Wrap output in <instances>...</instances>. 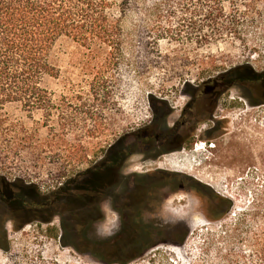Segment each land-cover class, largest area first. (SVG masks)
Here are the masks:
<instances>
[{
  "label": "rangeland",
  "instance_id": "obj_1",
  "mask_svg": "<svg viewBox=\"0 0 264 264\" xmlns=\"http://www.w3.org/2000/svg\"><path fill=\"white\" fill-rule=\"evenodd\" d=\"M148 1L150 5L159 0ZM183 19L180 14L127 12L122 16L117 60L110 58L106 46L83 47L59 39L51 53L58 78L44 79L55 108L50 120L45 123L40 112L29 117L18 104L0 109V181L30 186L43 197H51L61 184L103 158L120 138L146 131L171 136L175 125L192 119L189 112L212 104L209 97L218 94L215 117L198 124L191 152L184 149L154 162H145L144 156L137 154L124 171L137 174L160 167L183 172L192 180L188 184L197 192L170 197L155 209L156 215H144L141 224L150 226L151 231L139 236L143 245L159 243L146 248L144 257L160 254L188 264L204 240L221 233L251 207L257 188L264 184V104L255 103L264 98V87L254 89L250 81L254 74L264 73V29L249 31L243 43L200 46L189 40L185 27L177 25ZM237 68L242 82L229 84L228 78L221 77ZM208 80L212 82L207 87L195 91ZM198 186L228 202L227 210L205 218L202 212L209 211V203ZM195 192L201 197L199 205ZM4 207L0 204L4 225L0 234H5L8 247L0 250V264H103L93 254H104L108 247L97 244L111 241L120 228L118 221L112 234H97L96 228L106 217L110 219L113 211L106 202L97 206L90 213L94 224L83 232L76 225L77 232L69 233L65 240L92 252L82 254L60 244L63 229L73 223L63 211L64 201L53 205L49 223L34 218L26 224L12 220ZM183 237L180 247L173 245Z\"/></svg>",
  "mask_w": 264,
  "mask_h": 264
},
{
  "label": "trees",
  "instance_id": "obj_2",
  "mask_svg": "<svg viewBox=\"0 0 264 264\" xmlns=\"http://www.w3.org/2000/svg\"><path fill=\"white\" fill-rule=\"evenodd\" d=\"M148 2L119 0L116 4L114 0H0V109L18 104L29 117L42 113L47 123L51 110L55 108L51 93L44 87V79H57L59 75V70L51 62L55 43L67 38L83 47L103 45L110 49V58L117 60L123 38L122 16L132 10L149 16H184L177 25L185 27L190 35L189 40H195L200 46L243 43L246 33L264 29V0H159L150 5ZM240 71L237 68L221 77L228 78L229 84L242 82ZM250 81L254 89H262L264 73L254 74ZM210 82H202L195 91L200 92ZM255 103L264 104V98L259 97ZM137 136L140 134L122 139L126 141ZM112 152L117 157L128 156L127 151ZM92 177L90 168L61 184L51 197H43L30 186L15 184V188L0 181V204H4L11 219L24 224L32 218L49 223L53 205L64 201L63 211L73 223L63 229L60 244L74 247L78 253L92 254L65 241L69 233L77 232L76 225H80V232H83L94 224L90 215L96 211V206L90 201L94 186L105 184V175L102 177L104 180ZM44 216L43 220L41 217ZM3 226L0 222V230ZM120 228L135 237H119L97 244L108 247L104 254H93L101 263L182 264L166 255L143 256L146 248L159 244L143 245L145 241L139 236L150 234V226L121 224ZM186 232L184 229L182 236ZM183 239L173 245L180 247ZM7 247L5 234L2 233L0 250L5 251ZM200 248V252L192 256L188 264H264V184L257 188L251 207L240 212L235 222L221 233L204 240Z\"/></svg>",
  "mask_w": 264,
  "mask_h": 264
},
{
  "label": "flooded vegetation",
  "instance_id": "obj_3",
  "mask_svg": "<svg viewBox=\"0 0 264 264\" xmlns=\"http://www.w3.org/2000/svg\"><path fill=\"white\" fill-rule=\"evenodd\" d=\"M217 95L212 94L209 97L212 104L201 106V109L197 112H189L188 116L192 119L184 121L181 124L179 123L180 125H175L169 132L171 136L159 134L151 136L152 133L146 131L140 136L129 139L133 141L131 144H124L125 140L120 138L119 140L124 141L110 146L105 151L104 157L95 161L91 166L92 175L95 179L104 180L102 177L105 175V184L94 186V195L91 197L90 203L96 207L104 202L108 203L112 210L119 215L120 225L123 222L140 224L144 215H156L155 209H159L168 198L175 197L180 193L190 194L192 191L197 192V190H193L189 185L192 180L188 177L186 178V176L184 177L183 175L185 174L183 172H179L181 174H178L177 172L158 167L156 169L140 171L137 174L130 172L125 174V166L129 159L137 154L144 156L145 162H148V160L154 162L160 158H164V156H174L184 149L191 152L194 139H197L194 132L198 124L201 121L211 122L210 118L215 117ZM186 112L184 110L183 113L186 114ZM209 149L211 150L212 148L209 147ZM117 150L127 151L128 156L125 158L117 157L112 152ZM151 154L155 155L148 157ZM13 186L15 187V185ZM198 188L201 190L203 200L209 203V211L203 210L204 212H202L205 218L216 217L227 210L228 205H226L225 201L206 191L203 192L201 186H198ZM196 192L195 199L199 205L201 204V197ZM2 205L4 206V204ZM95 217H97V214ZM119 237L134 238L135 236L128 235L119 228L111 239Z\"/></svg>",
  "mask_w": 264,
  "mask_h": 264
},
{
  "label": "clouds",
  "instance_id": "obj_4",
  "mask_svg": "<svg viewBox=\"0 0 264 264\" xmlns=\"http://www.w3.org/2000/svg\"><path fill=\"white\" fill-rule=\"evenodd\" d=\"M118 221L119 215L112 211L110 219L106 217L105 221L102 222L99 227L96 228L97 234L101 236L106 234H112V229H118Z\"/></svg>",
  "mask_w": 264,
  "mask_h": 264
},
{
  "label": "built area",
  "instance_id": "obj_5",
  "mask_svg": "<svg viewBox=\"0 0 264 264\" xmlns=\"http://www.w3.org/2000/svg\"><path fill=\"white\" fill-rule=\"evenodd\" d=\"M210 147H212V146H210ZM196 149H197V146L195 145V146H194V150H196Z\"/></svg>",
  "mask_w": 264,
  "mask_h": 264
}]
</instances>
